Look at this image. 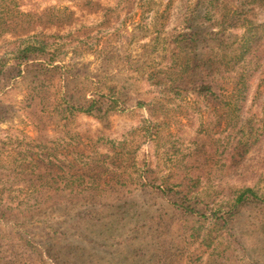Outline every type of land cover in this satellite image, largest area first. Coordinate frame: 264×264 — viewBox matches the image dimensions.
<instances>
[{"label": "rangeland", "instance_id": "1", "mask_svg": "<svg viewBox=\"0 0 264 264\" xmlns=\"http://www.w3.org/2000/svg\"><path fill=\"white\" fill-rule=\"evenodd\" d=\"M22 2L27 12L59 7L74 16L47 12L36 30L57 72L21 66V76L0 79V141L37 137L27 100L40 86L50 102L100 94L116 109L102 120L77 115L59 133L101 139L100 153L134 157V176L136 162L156 184L184 181L209 219L187 216L149 189L130 190L133 207L119 209L78 189L73 195L83 201L39 224L22 217L3 226L0 264L16 259L2 253L18 243L3 236L10 228L47 248L62 239L50 264H264V204L230 223L210 219L243 189L264 199V135H256L264 121V0ZM19 42L12 34L0 39V69L15 66ZM107 141L123 142V150ZM0 174V203L23 202L30 190L15 163L0 162Z\"/></svg>", "mask_w": 264, "mask_h": 264}, {"label": "trees", "instance_id": "2", "mask_svg": "<svg viewBox=\"0 0 264 264\" xmlns=\"http://www.w3.org/2000/svg\"><path fill=\"white\" fill-rule=\"evenodd\" d=\"M11 5L13 6L10 7ZM23 5L22 0H0V39L6 34H12L18 37V42L20 40L19 46L15 47L13 52L15 66L1 68L0 79L21 76L24 73L21 66L26 68L25 72L41 70V75L59 70V66L51 64L52 59L47 56L49 43L42 39L44 35L36 30L42 27V20L47 12L65 14L69 18H73L74 13L68 8L54 7L39 14L21 10ZM60 20L54 16L52 22L59 23ZM248 38L249 36L245 35L243 44ZM57 46L54 43L51 45L56 47V51ZM45 63L52 65V68L45 69ZM206 89L208 93H212L210 84L206 85ZM45 93L40 86L27 100L31 109L28 115L32 118L37 137L20 138L18 135L7 138L8 142L0 141V162H14L15 170L20 172L23 181L27 183L25 188L30 190L23 202L14 200L9 206L0 203V230L6 224L19 225L18 222L11 221H20L22 217L30 224H39V219L44 214L55 213L74 202L83 201L77 197L79 194L73 195L78 189L87 194V199L94 194L92 198H98L114 209L133 207L130 190L139 192L149 189L162 195L171 207L185 215L209 219L199 208L198 199L186 189L184 181L156 184L157 181H153L149 176V170L138 168L136 162L133 163L135 176L128 173V163L133 162L134 157L115 152L118 148L123 150V142L107 141L110 150L115 152V155L111 156L109 153L99 152L98 143L101 139L95 141L80 134L59 133L66 130L70 118L83 114L102 120L111 110L116 109L117 103L106 101L105 96L100 94L91 99L50 102L43 96ZM51 132L58 136L54 139L45 138ZM256 135L257 138L264 135V121ZM69 188L72 189L70 193L67 192ZM260 204H264V199L253 189L246 188L227 203L222 216H219L216 210L210 219L214 224L230 223L243 209ZM9 230L11 232L3 236L15 239L18 243L11 244L8 250L2 252L8 253L9 256L15 255L13 258L16 259L7 264H50V261L54 262L57 253L62 252V239L53 237L49 240L52 248H47L32 242L19 228Z\"/></svg>", "mask_w": 264, "mask_h": 264}]
</instances>
